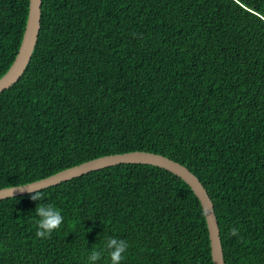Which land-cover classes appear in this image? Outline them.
Masks as SVG:
<instances>
[{
  "label": "trees",
  "instance_id": "obj_1",
  "mask_svg": "<svg viewBox=\"0 0 264 264\" xmlns=\"http://www.w3.org/2000/svg\"><path fill=\"white\" fill-rule=\"evenodd\" d=\"M29 1L0 0V77ZM132 150L199 177L226 264H264V0H43L32 58L0 92V188ZM39 191L0 200V264H88L110 236L129 243L121 264H214L199 198L164 168L122 163ZM39 203L65 218L50 238L35 236Z\"/></svg>",
  "mask_w": 264,
  "mask_h": 264
},
{
  "label": "water",
  "instance_id": "obj_2",
  "mask_svg": "<svg viewBox=\"0 0 264 264\" xmlns=\"http://www.w3.org/2000/svg\"><path fill=\"white\" fill-rule=\"evenodd\" d=\"M42 3L43 0L29 1V12L23 38L13 63L0 77V92L10 88L21 78L32 58L41 29ZM122 163H141L158 166L174 173L188 183L199 198L205 213L213 262L214 264H226L218 218L215 212L214 203L206 187L203 185L199 177L186 165L160 153L146 150H132L123 153L103 155L65 168L52 175L32 182L2 187L0 188V200L32 193L29 189L39 191L75 177L82 176L91 171Z\"/></svg>",
  "mask_w": 264,
  "mask_h": 264
},
{
  "label": "clouds",
  "instance_id": "obj_3",
  "mask_svg": "<svg viewBox=\"0 0 264 264\" xmlns=\"http://www.w3.org/2000/svg\"><path fill=\"white\" fill-rule=\"evenodd\" d=\"M33 195L32 200L41 201L43 194L38 190L29 189ZM35 212L39 218L36 223L38 225L35 232L37 238H50L54 230H58L64 222V216L62 210L57 208L54 204H41L39 203ZM232 235L238 234V229H230ZM129 249V243L125 239L117 237H108L103 244V247L93 248L88 255V264H97L107 253L110 258V264H121V261L125 259V254Z\"/></svg>",
  "mask_w": 264,
  "mask_h": 264
}]
</instances>
